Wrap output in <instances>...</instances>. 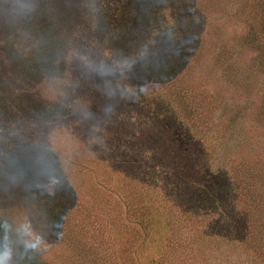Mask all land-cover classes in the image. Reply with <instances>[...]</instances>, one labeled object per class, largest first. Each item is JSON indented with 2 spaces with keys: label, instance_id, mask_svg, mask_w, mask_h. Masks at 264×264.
<instances>
[{
  "label": "rangeland",
  "instance_id": "374dc122",
  "mask_svg": "<svg viewBox=\"0 0 264 264\" xmlns=\"http://www.w3.org/2000/svg\"><path fill=\"white\" fill-rule=\"evenodd\" d=\"M47 1L53 15L63 17L59 42L73 38L60 52L69 54L86 40L84 53L68 60L78 69V82L69 84L63 98L81 111L82 100L90 96L102 120L124 123L130 130L124 136L126 153L154 180L141 193L157 209L155 225L141 232L128 262L264 264V116L258 112L264 101V55L247 32L256 0H79L83 34L72 31L77 21L70 15L72 0ZM96 4L106 23L99 34L87 27L95 22ZM50 90L45 86L41 92ZM13 98L0 82L4 108L30 119L11 104ZM76 115L78 120L69 116L49 135L46 131L45 140L74 146L82 162L85 158L97 170L100 162L107 170L95 137L105 131L94 123L87 130L80 123L83 115ZM38 155L15 157L30 159L35 168ZM20 174L13 168L0 173V198L13 216L29 224L48 254L64 264L120 262L116 230L110 237L112 220L121 215L130 224L128 236L134 227L140 229L126 216L119 195L125 192L114 183L96 190L93 182L80 185L70 201L79 206L76 219L67 223L61 211L69 192ZM82 206L87 207L84 221Z\"/></svg>",
  "mask_w": 264,
  "mask_h": 264
},
{
  "label": "trees",
  "instance_id": "16d2710c",
  "mask_svg": "<svg viewBox=\"0 0 264 264\" xmlns=\"http://www.w3.org/2000/svg\"><path fill=\"white\" fill-rule=\"evenodd\" d=\"M95 1L98 2V0ZM28 2L30 0H0V82L13 92L14 98L12 102L10 100L11 104L19 110L24 109L23 111L29 113L30 117L28 119L19 112L6 110L4 108L6 103L0 101V173L13 168L25 179H32L35 183H41L44 179L56 184L60 193H62L61 190L69 192V203L64 204L65 208L61 211V216L65 214L70 219L67 223L76 219L75 215L79 206H73L74 203L70 201L73 197L72 192L81 189L80 185L85 188L84 184L93 182L95 186L91 187L96 190L99 185L102 187L101 184L112 186L111 184L114 183V188L125 192L119 195L126 204V212L129 214L126 216L130 218L131 215L140 225V229L133 226L135 230L130 231L128 236L130 224L121 221V215L112 220L114 229L110 237L116 230L114 239L120 247L118 264H131L132 262H128L132 259L131 248L140 239L141 232L147 233L155 225L157 209L152 208L150 199H146L141 193L144 187H151L154 180L147 178L146 174L149 172L140 168L143 164L133 154L126 153L128 143L124 140L126 141L130 130L124 123L114 124L107 122L108 119L102 120V112L94 110L95 99L90 96H85L88 99L83 97L85 99L82 100L84 106L81 111L76 110L77 106L73 103H66L62 96L63 91H66L70 83L78 82V75H76L78 69L75 65H69L68 60L76 54L84 53L82 44L86 40L84 39L82 44L81 42L76 44L77 47L71 48L69 54L60 52V49L71 46L73 40L72 38L71 42H66L67 44L59 42L61 40L58 34L60 30H64L63 17H59L58 14V17L53 15L47 0H36L31 5L33 7L27 6ZM72 4L71 18L77 19L74 22L76 25L72 24V31L80 34L85 30L80 16L83 7L79 0H72ZM251 9L254 11L248 16L247 32L251 34V41L258 42L260 54L264 55V0L261 5L257 0L253 2ZM92 15L95 22L87 27L91 29L93 26V31L98 34L104 32L105 18L101 10L97 8V4ZM58 49L59 52L56 51ZM64 71L68 73L64 74ZM84 81H82L83 84ZM45 86L50 87L49 94L41 92ZM57 92H60L61 96L56 97ZM262 103L258 112L264 116V101ZM76 114L83 115L80 123L87 130L94 123L105 131L99 136L96 134L95 137L96 140L98 137V145L104 151L99 149L96 153L102 159L104 158L103 163L107 166V170L99 168L100 162H98L99 165L97 164L98 170L90 166L89 164L92 165V163L85 158L82 162L79 155L75 153L74 146H68L57 140H45V134L47 136L48 132L49 135L50 131L56 128L57 123L67 120L69 116L76 117L78 120ZM31 116L35 119H31ZM117 126L122 137L119 136L120 133L116 135L119 132ZM20 146L24 151L20 150ZM63 147L68 148L63 149ZM32 151L39 154L33 160L35 168L32 167L33 164L28 158L17 162L15 155L19 157L22 152ZM93 170L96 172L94 173ZM114 173H116L115 176ZM85 175L88 179L84 178ZM38 183L35 185L38 186ZM91 196L95 197L93 193ZM49 199L51 200V195ZM86 208L84 206L81 208L85 210L81 217L82 221L86 218ZM167 208L168 210L164 208L163 211L168 212L170 206ZM169 228L170 225L167 222L164 231L167 232ZM163 262L165 259L158 264H164ZM0 264H64L46 252L45 246L32 235L29 224L13 216L1 198Z\"/></svg>",
  "mask_w": 264,
  "mask_h": 264
},
{
  "label": "clouds",
  "instance_id": "9594fccd",
  "mask_svg": "<svg viewBox=\"0 0 264 264\" xmlns=\"http://www.w3.org/2000/svg\"><path fill=\"white\" fill-rule=\"evenodd\" d=\"M154 79V78H153Z\"/></svg>",
  "mask_w": 264,
  "mask_h": 264
}]
</instances>
